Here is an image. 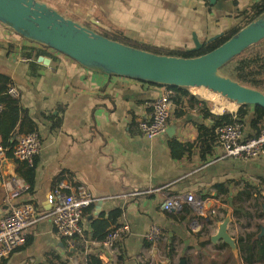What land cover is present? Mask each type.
<instances>
[{"label":"crops","instance_id":"0c3cea01","mask_svg":"<svg viewBox=\"0 0 264 264\" xmlns=\"http://www.w3.org/2000/svg\"><path fill=\"white\" fill-rule=\"evenodd\" d=\"M38 1L97 33L103 31L113 38L115 30H119L141 47L181 52L195 46L194 35L206 44L226 33L260 0ZM39 51L43 52L39 54ZM40 56L48 63L41 62ZM23 57L30 61H23ZM0 74L18 85L21 104L36 123L35 132L42 141L33 165L9 155L0 164V219L6 211V193L23 185L18 204L33 203L39 216L28 228L25 244L2 264H57V257L63 262L68 259V264H87L89 253L99 256L106 264H171L172 250L166 259L159 258L158 253L162 246L168 247L177 240L184 243L188 256L202 254L205 264H217L214 251L219 256L225 242H213L211 237L217 234L226 210L232 212L228 233L237 242L240 237H246L240 232L234 202L242 194L245 183L249 184L247 188L254 189L251 184L264 188V153L250 159L230 158L216 145L213 153L203 159L200 148L194 145L178 158L169 147L172 140L182 144L195 142L200 124L213 128L215 120L205 115V109L221 115L226 109L231 113L236 108L215 112V101L189 88V95L179 93L165 133L146 138L138 123L149 118L151 101L164 94L167 86L86 66L19 34L2 21ZM62 104L65 108L59 110ZM253 115L252 106L243 121L245 136L255 135L262 124L253 128ZM22 134L15 133L13 139L18 140ZM24 163L35 169L33 191L21 174L26 171ZM60 182L72 186L85 184L90 188L94 201L83 216L87 232L92 231V222L100 216L107 217L113 210L122 209L121 222L129 224L130 233L114 246L115 258L111 259L100 241L92 239L93 233L87 243L79 242L84 252L70 247L58 234L49 196L58 190ZM219 184L225 185V193L218 191ZM150 189L161 191L131 195ZM190 192L203 198L209 196L216 207L217 218L207 236L202 233L204 237H199L191 227L193 219L202 220L193 206L190 205L193 212L185 219L182 217L186 214L185 204L175 210L164 207L169 196ZM153 225L162 231L157 244L146 239ZM226 247L230 248L227 244ZM238 248V254L230 248L236 257L242 255L239 243ZM71 250L75 251L73 255L69 253ZM53 255L56 257L51 262ZM178 264L187 262L181 258Z\"/></svg>","mask_w":264,"mask_h":264},{"label":"water","instance_id":"95a60500","mask_svg":"<svg viewBox=\"0 0 264 264\" xmlns=\"http://www.w3.org/2000/svg\"><path fill=\"white\" fill-rule=\"evenodd\" d=\"M0 21L27 38L86 66L103 68L110 74L151 83L202 88L236 102L239 107L250 104L264 108L263 92L219 73L225 63L264 39V16L219 47L196 57L160 55L126 45L62 16L38 0H0ZM194 44L189 51H199L205 46L195 35ZM39 60L48 63L43 56ZM4 210H7V206H4ZM231 220L232 212L229 211L211 239L213 242L223 240L238 254L237 239L228 233Z\"/></svg>","mask_w":264,"mask_h":264},{"label":"built area","instance_id":"2783aa9c","mask_svg":"<svg viewBox=\"0 0 264 264\" xmlns=\"http://www.w3.org/2000/svg\"><path fill=\"white\" fill-rule=\"evenodd\" d=\"M22 60L30 61V58L23 57ZM176 95L177 92L173 87H167L164 94L151 101L149 118L138 123L141 133L146 138L151 139L165 133L172 118ZM8 96L12 98L20 96L18 85L14 82L10 84L6 92L0 93V116L4 110V102L2 100ZM220 96L223 97L222 95ZM228 101L232 102L231 100ZM238 107L239 104L231 112L234 117L233 122L220 125L215 129L216 145L223 148L225 157L242 159L259 157L264 153V124L258 125L255 135L245 136L244 122L237 116ZM58 108L63 110L65 106L62 104ZM213 111L216 112V110ZM41 149L42 141L39 133L30 132L20 135L17 144L13 148L12 157L17 161L28 162L33 165ZM7 158L8 149L0 138V164ZM22 189H24V185L22 188L16 187L13 190H9L4 199L7 210L0 219V264L21 245L25 244L28 228L34 225L39 217L33 203L18 204L17 199L20 197ZM157 191L160 192L161 190L136 191L131 195L135 196ZM207 199L208 197L203 198L192 192L181 193L169 196L164 203V207L168 210H175L181 208L184 204H189L196 210L197 216H200L201 219L205 218L207 221ZM93 201V194L85 184L72 186L65 182H60L58 190L50 194L49 202L52 206V217L56 230L70 247H75L78 239L85 243L89 241L85 238L86 229L83 225V213ZM194 224L199 226L197 220L194 221ZM129 233V224L121 222L111 226L105 239L100 241L99 244L108 250L111 259L115 258L114 246ZM146 239L153 244H157L162 239L161 228L157 225L151 226L146 234Z\"/></svg>","mask_w":264,"mask_h":264},{"label":"trees","instance_id":"16d2710c","mask_svg":"<svg viewBox=\"0 0 264 264\" xmlns=\"http://www.w3.org/2000/svg\"><path fill=\"white\" fill-rule=\"evenodd\" d=\"M242 21L234 26L232 29L226 33H222L214 38H212L205 46L199 51H166L159 48H147L141 47L136 43L132 42L130 38L126 37L121 31L115 30V36L112 38L108 34H102L107 38L122 42L126 45L143 49L152 53L160 55H169V56H179V57H196L203 54H206L215 48L219 47L234 35H236L240 30L254 22L255 20L264 16V0H260L250 8H248L243 14ZM45 47H48L44 44ZM36 51V50H35ZM43 51H39V54ZM30 54H32L30 52ZM219 73L225 77L231 78L242 85L247 87L259 90L264 93V39L260 42L250 46L243 53L234 57L227 63H225L220 69ZM12 83V80L4 75L0 74V93L6 92L8 87ZM161 86L173 87L177 95L175 96V101L179 93L188 94L187 86H173L166 85L161 83H153ZM4 102V110L0 116V138L4 146L8 149V155L13 156V148L17 144L18 140L13 139L15 133L27 134L30 132H35L37 130L36 123L30 117L27 109H25L21 101L18 98H12L10 96L2 100ZM252 107L250 104L242 105L238 112L237 116L239 119L244 121V118L249 113V108ZM254 115L252 120V127L256 128L257 124L262 122L264 124V108L260 106H253ZM207 117H211L215 120V125L213 128H209L203 124L198 125V136L195 142H189L182 144L177 140H172L169 142V147L171 153L174 157H182L188 151L194 147V145L200 148L201 157L205 159L207 156L213 153V148L216 146L215 142V129L224 124H229L234 121L233 114L228 110L221 115H215L209 112L207 109L204 110ZM22 134V135H23ZM26 168L25 172L21 171V174L24 176V179L29 184V189L34 190V176L35 169L28 167V164L24 163ZM264 182V181H263ZM31 187V188H30ZM218 191L225 193V185L219 184L217 186ZM249 192H247L248 194ZM184 214L182 217L185 219L193 212L189 204H185L183 208ZM227 213V210L225 211ZM188 214V215H187ZM123 215L122 209L113 210L107 217L105 215L100 216L98 219L92 222V231L87 232L85 230V238L88 240L93 233L92 239L102 241L105 239L108 229L113 226L121 223V218ZM83 216L84 213H83ZM80 239H78L75 249L78 251L84 252V248H81L79 245ZM206 243V242H202ZM240 245V250L242 255L240 256V264H264V234L261 236H256L254 234L248 233L246 237H240L238 240ZM226 246V244L224 245ZM80 247V248H79ZM70 254H74L75 251L71 250ZM55 255L50 259L53 262ZM68 259L63 262L60 257H57V264H68ZM87 264H103L99 259V256H94L93 254H88L86 256Z\"/></svg>","mask_w":264,"mask_h":264},{"label":"rangeland","instance_id":"374dc122","mask_svg":"<svg viewBox=\"0 0 264 264\" xmlns=\"http://www.w3.org/2000/svg\"><path fill=\"white\" fill-rule=\"evenodd\" d=\"M48 6L56 10L55 7L49 4ZM98 33L103 34V31H100ZM225 111H227V109ZM247 184L248 183L244 184L242 194L240 193L239 199L234 202L235 206L237 207L235 209V217L239 222L240 232H243L244 235L253 233L256 236H261L264 234V188H262V186L252 184L250 186L254 187V189H252L251 187L247 188L245 187ZM247 192L249 193L247 194ZM205 197H208V204H206V214L208 220L206 221L205 218H203L202 220L195 219L197 220L199 225L197 226L196 224H194L193 219V223L191 224V227L196 230L194 232L197 233L199 237H204V235L207 236V234L211 232V225L215 223V219L217 218V214L215 212L216 207H213V204L211 203L212 199L209 196ZM202 233H204V235ZM183 248L184 252L182 253L181 250ZM171 250L173 251L171 264H178L181 258H184L187 264H205L204 255L198 254L196 256H188L185 253L186 247L184 243L179 240L169 245L168 247H166L165 245L162 246L160 248V252L158 253L159 258H168ZM218 252L219 256L217 254V251H214V260L215 262H218L217 264H240V257L234 256L229 247H220V251Z\"/></svg>","mask_w":264,"mask_h":264},{"label":"bare ground","instance_id":"6f19581e","mask_svg":"<svg viewBox=\"0 0 264 264\" xmlns=\"http://www.w3.org/2000/svg\"><path fill=\"white\" fill-rule=\"evenodd\" d=\"M194 90H198L200 91V93L208 98V99H211L213 101H215V104H216V111L219 112V113H222V111L225 109V108H236L237 107V104L236 102H232L234 104H232L230 101L226 100L225 98L221 97L218 93L216 92H212L210 90H204L202 88H192Z\"/></svg>","mask_w":264,"mask_h":264}]
</instances>
